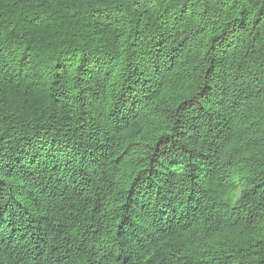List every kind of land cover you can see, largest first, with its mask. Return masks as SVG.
<instances>
[{
    "label": "trees",
    "instance_id": "1",
    "mask_svg": "<svg viewBox=\"0 0 264 264\" xmlns=\"http://www.w3.org/2000/svg\"><path fill=\"white\" fill-rule=\"evenodd\" d=\"M0 264H264V0H0Z\"/></svg>",
    "mask_w": 264,
    "mask_h": 264
}]
</instances>
